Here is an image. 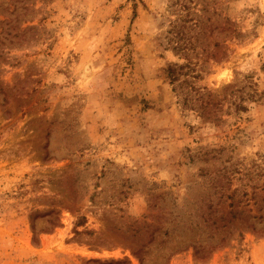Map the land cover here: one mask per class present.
<instances>
[{"label":"rangeland","instance_id":"rangeland-1","mask_svg":"<svg viewBox=\"0 0 264 264\" xmlns=\"http://www.w3.org/2000/svg\"><path fill=\"white\" fill-rule=\"evenodd\" d=\"M0 264H264V0H0Z\"/></svg>","mask_w":264,"mask_h":264},{"label":"trees","instance_id":"trees-1","mask_svg":"<svg viewBox=\"0 0 264 264\" xmlns=\"http://www.w3.org/2000/svg\"><path fill=\"white\" fill-rule=\"evenodd\" d=\"M182 21V19H180ZM198 22H194L193 25L189 26V29L192 27H197ZM184 28H188V26H185L182 23H175L172 32L176 34L174 37L171 38V41L174 44L173 49H175L177 52H182L186 55L191 54L192 51L195 50V46L191 42L185 41V36H187V32H185ZM197 63H193L192 61H189L186 65H179L178 63L170 64L166 68V73L168 78L170 79V82L174 84V90L179 92L183 98L184 103L187 106H198L199 99L196 98V89L193 86V82L189 78L191 75L193 76V73L197 70ZM204 103H200L199 107L203 108ZM207 106V104L205 105Z\"/></svg>","mask_w":264,"mask_h":264}]
</instances>
